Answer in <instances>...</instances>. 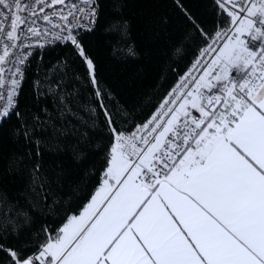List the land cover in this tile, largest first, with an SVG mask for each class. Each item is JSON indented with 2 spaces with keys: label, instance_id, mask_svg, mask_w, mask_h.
Segmentation results:
<instances>
[{
  "label": "snow or ice",
  "instance_id": "6c2138e0",
  "mask_svg": "<svg viewBox=\"0 0 264 264\" xmlns=\"http://www.w3.org/2000/svg\"><path fill=\"white\" fill-rule=\"evenodd\" d=\"M112 3L119 11L122 0ZM211 5L215 30L196 27L197 56L184 74L173 67L177 80L140 119L103 85L84 43L99 0H0V131L17 120L9 135L28 148L11 163H31L30 206L44 218L33 228L28 210L0 206V264H264V0ZM108 30L127 39L126 21ZM56 44L83 73L71 58L38 71ZM33 60V104L22 112ZM68 136L76 162L101 156L79 210L57 191L63 169L49 175L42 163Z\"/></svg>",
  "mask_w": 264,
  "mask_h": 264
},
{
  "label": "trees",
  "instance_id": "16d2710c",
  "mask_svg": "<svg viewBox=\"0 0 264 264\" xmlns=\"http://www.w3.org/2000/svg\"><path fill=\"white\" fill-rule=\"evenodd\" d=\"M99 2L102 3V15L95 30L84 34V43L96 62L97 75L103 85L123 104L135 108L139 118L143 119L177 80L173 67L184 74L197 56L202 40L196 27L209 32L215 30L216 16L211 0H122L119 11H114L112 0ZM113 20L127 22V39L120 40L108 30ZM126 45L134 46L135 56L127 54ZM119 48H125V51H119ZM64 58H71L72 68L83 73V65L73 56L71 49L58 44L44 52L38 71L42 73L49 65ZM32 65L33 70L28 73L19 99L22 112H27L33 104L32 82L37 61L33 60ZM162 75L166 77L163 81ZM86 91L91 92V88ZM16 125L17 120L13 118L0 131V199L7 197V203L0 206L12 204L28 210L34 217L32 227L38 229L44 218L39 209L30 206V201L35 199L30 188L31 163L26 158L20 167L11 163L15 156H23L28 148L23 140L14 142L9 135V130ZM60 144L62 148L58 153L43 152V168L49 175L52 169H63V182L57 191L64 197L65 207L70 203L74 210H79L88 202L96 184L94 176H86V170L93 164L98 169L101 156L97 154L92 160L76 162L72 157L75 140L68 136ZM35 159L33 152V163ZM60 211L63 212V208ZM54 221L59 223L54 216L48 219L49 224Z\"/></svg>",
  "mask_w": 264,
  "mask_h": 264
},
{
  "label": "built area",
  "instance_id": "2783aa9c",
  "mask_svg": "<svg viewBox=\"0 0 264 264\" xmlns=\"http://www.w3.org/2000/svg\"><path fill=\"white\" fill-rule=\"evenodd\" d=\"M57 45V44H56Z\"/></svg>",
  "mask_w": 264,
  "mask_h": 264
}]
</instances>
